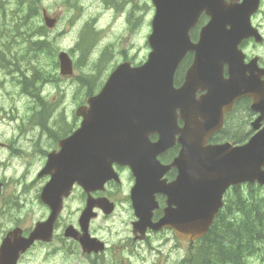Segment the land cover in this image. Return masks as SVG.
I'll list each match as a JSON object with an SVG mask.
<instances>
[{"label":"water","instance_id":"water-1","mask_svg":"<svg viewBox=\"0 0 264 264\" xmlns=\"http://www.w3.org/2000/svg\"><path fill=\"white\" fill-rule=\"evenodd\" d=\"M239 1L151 0L154 17L146 62L138 68L129 63L115 68L98 94L86 100L87 106L76 110L80 128L58 143L59 151L47 156L38 174L49 176L40 200L50 210L48 220L38 225V233L43 226L39 239H50L62 200L75 183L88 196L80 221L86 223L94 216L90 214L93 201L89 194L102 191L112 179L113 164H128L136 175L132 194L139 224L144 227L150 223L156 208L154 195H164L163 217L150 227L172 228L177 238L189 242L206 233L229 184L255 180L264 184L260 170L264 165V131L240 147L207 145L220 131L224 114L235 101L249 96L253 104L259 103L264 94L237 51L242 39L254 36L249 18L259 0ZM202 15L208 22L195 44L189 33ZM45 24L52 27L53 22L45 19ZM187 53H194L193 63L184 82L174 87L175 71ZM58 62L61 76L72 75L66 53H59ZM225 66L227 79L222 74ZM178 118L183 122L181 129ZM153 132L159 139L149 144L147 137ZM175 135L181 145L179 155L171 166L162 167L156 156L173 145ZM170 167L178 174L166 184L160 178ZM7 247L6 238L0 249L3 256Z\"/></svg>","mask_w":264,"mask_h":264},{"label":"rangeland","instance_id":"rangeland-1","mask_svg":"<svg viewBox=\"0 0 264 264\" xmlns=\"http://www.w3.org/2000/svg\"><path fill=\"white\" fill-rule=\"evenodd\" d=\"M117 2L118 9L111 0H0V232L15 223L28 227L46 219L48 210L39 201V193L48 177L36 179L45 163L44 154L55 149L62 139L57 136L66 132L69 135L79 128L80 120L74 111L85 104L88 91L95 95L119 63L128 60L136 65L146 59L153 16L150 0ZM43 9L48 15H57L52 31L43 27ZM258 19L264 32V7ZM85 26L91 46L82 42L84 36L80 32ZM38 40L46 42L45 50H38ZM59 51L72 56L76 64L75 68L73 63V75L68 78L59 74ZM90 80L93 85H88ZM123 180L113 217L91 224L93 233L108 246L117 243L121 236L118 218H133L125 200L130 180L127 172H123ZM85 201L81 189L74 187L64 201L59 225L75 226ZM59 235L58 231L56 236ZM134 243V254L127 257L131 264H140L142 258L147 264H165L166 259L167 264H179L185 253L170 232L151 234L144 242ZM44 248L38 245L26 264H31ZM111 255L108 251L105 258ZM123 255L126 258L125 252ZM77 261L82 262L83 258L78 257ZM104 263L105 260L97 262ZM49 264L75 261L61 263L55 258L49 259ZM244 264H264V243Z\"/></svg>","mask_w":264,"mask_h":264},{"label":"flooded vegetation","instance_id":"flooded-vegetation-1","mask_svg":"<svg viewBox=\"0 0 264 264\" xmlns=\"http://www.w3.org/2000/svg\"><path fill=\"white\" fill-rule=\"evenodd\" d=\"M264 7V0L259 1V7L258 10L251 16V24L254 27V29L259 33L260 38L254 39L253 37H248L245 39H242L238 45H237V51L240 53L242 56V64H247L251 62L252 60H255L256 65L259 70V74L261 75L260 82L264 83V32L262 30V25L261 21L258 19L259 15L262 13V8ZM41 18H42V23L43 27L47 29L48 31H52L56 28V23H57V15H48V16H43L41 12ZM45 19L52 21L53 25L52 27L48 28L45 24ZM254 20L257 21L256 24H254ZM204 20L202 19L200 21V27L204 24ZM41 33V30H40ZM81 35L84 36L82 42L84 43L85 46H91L93 43L90 42V32L87 30V27L85 26L81 30ZM89 39V41H88ZM41 41V40H38ZM38 46V44H35ZM46 45V44H45ZM40 46L38 47V50H45L46 47ZM263 50V51H260ZM40 52V51H38ZM61 51L58 52V54ZM58 54H57V63H58ZM71 61L74 63V60L71 56ZM192 61V55H188L184 62L182 63V66L178 72L177 79L182 80L187 68L191 64ZM112 72V71H111ZM109 75V74H108ZM106 76V78L108 77ZM63 77V76H62ZM63 78H68V77H63ZM105 78V80H106ZM104 80V81H105ZM103 84V83H102ZM101 86L98 87V91L101 89ZM242 102L243 99L239 100L235 106L233 111H239L242 107ZM249 107V105H248ZM250 108V107H249ZM246 108L242 112L239 113V118H240V123L242 124V128H234L233 130L236 131L238 129H242L247 133H252L254 132V127L257 126L256 130H260L261 128L264 127V113L261 117V119L257 122H255V119L259 116L258 114L253 113L250 110V113H245ZM183 123L181 122V125ZM60 137V136H59ZM179 145L177 143L174 144L172 148L169 149L168 153L171 156V159L167 161L169 163L171 160H173L179 150ZM176 176V173L174 170H171L170 172H167L164 178L167 181H172ZM36 179H38V173L36 175ZM129 186L131 184V181L129 180ZM120 186H115L113 184H109L107 189L102 193H94L92 196L94 198H100V197H105L108 199L109 202H112L111 208L106 211L103 215L101 213L102 208L104 205H100L99 201L96 200L94 202L95 204V210L97 211V217L93 221L97 219H109L113 217V214L116 212L117 208V194L119 193ZM129 189V188H128ZM128 192V191H127ZM127 196V194H126ZM38 199V197H37ZM128 199V196H127ZM130 200V198H129ZM157 200L160 203L164 204V198L162 196H157ZM131 205V202H130ZM107 207H110L109 204L105 205ZM132 209V206H131ZM162 209V208H161ZM115 210V211H114ZM114 212V213H113ZM161 212V211H160ZM49 211L46 219L44 220L47 221L49 217ZM158 215V214H157ZM2 216V212L0 210V217ZM95 217V214H94ZM159 216H156V213L154 215V220H157ZM60 221V214H58L57 220L53 226L52 230V236L48 241H36L34 242L28 249L24 250L23 246H18L16 247L15 245H12L11 250H17L19 252L18 259L16 260V263H12L10 260L11 256H14L15 253H9L3 257L4 260L0 262V264H25L27 259L26 257L31 254L36 249H38V245H43L46 246L41 252V254L38 256L36 255L33 257L31 260V264H49V259H55L59 258L61 263H67L69 261H75V264H97L98 261L100 260H105L104 264H131L128 261L129 256H132L134 253L135 249V243L136 241L138 242H144L145 240L148 239V237L151 235L152 231L148 230L146 232V237L144 238H139V235H137L134 230H133V223L136 222V218L133 215V218L130 220H124L122 218H118V225L121 230V236L118 239V242L115 243L113 246H108L106 242H104L101 238H98L95 233H93L92 230V222L89 224V230H88V237L89 239L93 240H86L85 242L79 241L81 239V232L79 231V227L77 226V220H76V225H65V226H60L59 225ZM23 224L21 223H15L12 228L8 230H15L16 232V238L18 239H23L27 237L30 234V230L22 227ZM31 227V225H30ZM72 227L71 229L68 230V232L74 236L73 238L68 237L66 232L67 229ZM6 230H2L0 232V242L3 239V235L5 234ZM60 232L59 236L57 235V232ZM165 232H157L156 234H161ZM127 234L130 235V237L127 236ZM78 240H77V239ZM205 238V237H204ZM204 238L200 239L198 242H193V243H187L184 241L176 240L178 243V247H181L184 250V256L183 259L179 262V264H201V263H209L210 260L208 258V254L204 252L203 249L200 247V242L204 240ZM15 238L11 237L10 241L14 243ZM58 242H61L58 245ZM125 244L121 246V244ZM112 252V255L108 258H105L107 252ZM123 252H125V257L123 255ZM35 254V252H33ZM78 257H82L83 261L79 262L77 261ZM228 264H240V262H236L233 257H228ZM140 264H147L145 261V258L140 259ZM167 264V259L166 263Z\"/></svg>","mask_w":264,"mask_h":264},{"label":"trees","instance_id":"trees-1","mask_svg":"<svg viewBox=\"0 0 264 264\" xmlns=\"http://www.w3.org/2000/svg\"><path fill=\"white\" fill-rule=\"evenodd\" d=\"M46 42L38 41V47L44 46ZM88 96L92 95L87 93ZM225 135L235 142L242 141L248 134L246 132H230ZM251 201L252 207L242 200L238 191H232L226 197L225 205L215 219L206 237L200 242L201 249L208 254L213 264H221L231 253L232 248L239 246L246 241L260 238L264 231V199ZM242 258V256H239Z\"/></svg>","mask_w":264,"mask_h":264},{"label":"bare ground","instance_id":"bare-ground-1","mask_svg":"<svg viewBox=\"0 0 264 264\" xmlns=\"http://www.w3.org/2000/svg\"><path fill=\"white\" fill-rule=\"evenodd\" d=\"M39 122V121H38ZM9 155V154H8ZM2 164V162H0V165ZM1 175V174H0Z\"/></svg>","mask_w":264,"mask_h":264}]
</instances>
